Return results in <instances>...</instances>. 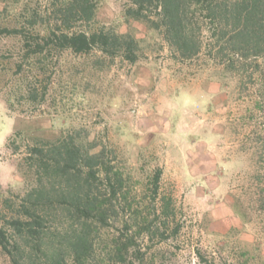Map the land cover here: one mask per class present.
<instances>
[{
	"label": "rangeland",
	"instance_id": "rangeland-1",
	"mask_svg": "<svg viewBox=\"0 0 264 264\" xmlns=\"http://www.w3.org/2000/svg\"><path fill=\"white\" fill-rule=\"evenodd\" d=\"M63 1L0 0V23L26 26L40 11L41 30ZM130 4L97 0L74 28L130 33L134 62L98 49L24 57L19 37L0 35V226L13 257L71 264L68 240L90 223L82 264H264V44L254 54L228 43L231 15L213 20L191 4L186 31L199 45L183 57L161 28L128 15ZM68 136L101 151L113 181L121 175L99 185L116 190L103 220L77 217L59 192L64 177L26 162L35 138ZM41 183L53 189L37 202L28 193ZM24 207L41 217L35 236L10 223L27 220ZM0 264H12L1 247Z\"/></svg>",
	"mask_w": 264,
	"mask_h": 264
},
{
	"label": "trees",
	"instance_id": "trees-1",
	"mask_svg": "<svg viewBox=\"0 0 264 264\" xmlns=\"http://www.w3.org/2000/svg\"><path fill=\"white\" fill-rule=\"evenodd\" d=\"M129 1L131 4L126 9V13L151 27L161 28L165 37L176 46L183 57H190L196 53L199 45L186 31L187 12L191 4H196V9L200 12L207 10V16L213 20L217 17L226 18L228 13L231 15L233 29L229 32L226 31V27L221 29L222 37H225L228 32V43L232 42L235 46L240 41L245 48L251 47L254 54H257L264 44V0H234L231 4L229 0H218L219 2L217 0ZM96 6L97 0H64L55 8L54 6L50 8L49 12L53 15L52 21L44 25L41 30L32 29L37 23L35 15L40 16V11H37L34 15H30L26 26L23 24L9 26L0 23V35L19 37L24 57L34 56L38 59L42 55L60 54L64 50L88 53L91 49H98L108 57L121 55L129 62L136 61L138 58L136 39L130 33H116L103 29L85 31L74 28L77 21L91 20ZM214 35L216 37V34ZM222 37L218 35V39ZM35 139L36 142L30 147L29 154L25 157L28 166H35L38 175L44 173L64 177L67 182L58 191L64 203L68 205L67 209L77 217L88 220L87 218L95 213L99 215L100 220H103L105 207L116 196V190L112 184L110 189L106 185L102 187L99 185L103 182H122L120 173L114 171L115 180L113 181L110 175L112 166L103 160L101 151L82 150L81 144L73 136L58 137L54 140ZM161 173L162 170L157 168L152 175L154 191L158 187ZM70 178L76 179V182H68ZM107 188L110 190L109 194H106ZM48 189L53 188H47L41 183L38 188L32 189L28 196L35 194L34 198L38 202ZM23 210L28 216L27 220L15 219L10 223L19 232L25 230L29 232V235H37L41 227L39 221L41 217L36 216L31 220L32 216L27 207ZM89 226H91L90 223H87L85 231L81 230L80 234L68 240L73 251L71 264H82L89 254L92 247V242L88 238ZM9 244L10 235L4 227L0 226V247L12 255V264H22L19 259L13 257ZM126 245L118 246L119 257ZM56 262L65 263L63 257H59Z\"/></svg>",
	"mask_w": 264,
	"mask_h": 264
}]
</instances>
